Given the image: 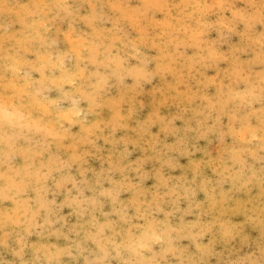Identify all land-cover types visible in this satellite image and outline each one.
Returning a JSON list of instances; mask_svg holds the SVG:
<instances>
[{
	"label": "clouds",
	"instance_id": "clouds-1",
	"mask_svg": "<svg viewBox=\"0 0 264 264\" xmlns=\"http://www.w3.org/2000/svg\"><path fill=\"white\" fill-rule=\"evenodd\" d=\"M8 7V0H0V11ZM160 7L177 12L166 30L170 42L190 36L202 41L186 64L189 72L225 63L210 51L224 52L220 47L233 35L240 43L224 52L232 58L231 71L215 96L200 97L205 103L196 111L203 117L197 128H178L174 121L181 117L153 113L131 129L138 140L149 138L153 155L134 161L129 158L138 140L116 136L129 129L134 108L129 119L121 114L93 120L112 89L136 91L155 78L152 61L125 35L120 17H110L102 5L85 13L83 0H31L21 8L19 31L0 25V264H264V203L248 209L242 224L222 218L231 193L258 188L264 196V0H146L136 6L137 16ZM78 22L92 29L84 35L80 59L57 55L64 52L58 47L60 26ZM211 31L216 40L203 43ZM157 123L175 143L157 147L161 142L151 133ZM188 131L198 140L215 134L221 144L226 137L233 143L207 164L192 161L191 178L174 176L183 168L177 157L200 151L194 145L190 150ZM149 160L159 167L146 170ZM202 166L217 179L204 176ZM150 179L154 183L146 187ZM246 225L258 229L257 240ZM234 242L249 251L221 259L217 245Z\"/></svg>",
	"mask_w": 264,
	"mask_h": 264
},
{
	"label": "rangeland",
	"instance_id": "rangeland-1",
	"mask_svg": "<svg viewBox=\"0 0 264 264\" xmlns=\"http://www.w3.org/2000/svg\"><path fill=\"white\" fill-rule=\"evenodd\" d=\"M145 2L146 0H83L85 13L91 12L97 5H102L104 12L110 17H120V24L125 35L136 42L152 61L150 68L155 78L151 83L145 84L143 88L132 92L119 88L112 89L109 94L103 97L99 110L93 116V120L95 121H108L114 115L121 114L122 119H129L131 116L129 107H133V115L128 120L129 129L118 131L116 133L117 138L128 136L134 140H138L136 133L131 129L136 127L137 122H143L153 113H158L159 116L164 117L166 120L176 116L181 117L174 121L176 127L181 129H196L197 122L203 119V117L196 114V111L202 108L205 103L200 97L207 99V96H215L217 87L223 82L226 74L231 71L232 58L224 52L228 51L229 44L240 43V38L233 35L228 44L220 47V50L224 52L210 51L211 56L218 57L224 60L225 63H220L215 68L208 69L197 66L199 71L203 72L201 74L195 70L189 72L186 64L190 63L191 58L197 55L202 41L190 36L187 40L179 37L175 43L170 42V36L166 30L169 19L177 14L176 9L160 7L158 10L154 9L151 14L138 18L136 6L142 5ZM180 2L181 0H158V3L161 5H173ZM236 2H239V0H236ZM30 3L31 0H8L10 7L5 11H0V25L11 24L9 32L19 31L21 28V24L19 23L21 8ZM236 6L242 7L243 5L238 3ZM122 11L126 12L127 15L121 16ZM209 19L215 20L216 17L211 16ZM60 27L62 31L58 35V47L64 50V52L57 53V55L74 53L80 59L81 50L84 45V35L92 31V29L87 28L82 22H78L72 27L67 26L65 23ZM2 31L3 27H0V32ZM216 38V32L211 31L205 34L203 43L210 45V42L215 41ZM250 55V53L248 56L242 55L241 59H247ZM28 58L34 59L32 56H28ZM132 63H135V61ZM77 75L82 77L84 70L80 69ZM8 79L11 81L10 77ZM127 83L131 84L132 81L128 80ZM193 94H196V98L190 102L188 97ZM51 95L55 97L56 93L53 92ZM45 103H51V101H46ZM120 104H123L121 108H119ZM41 108L43 109V105H41ZM58 116L68 119L67 113H60ZM210 123L211 121H209ZM226 124L227 118H222V125ZM224 130L226 131L227 129L225 128ZM73 131H78V129L74 128ZM151 133L157 136L161 142L157 147H162L163 144L175 143L176 137L162 132L159 123L151 128ZM180 135H185V133L182 131ZM196 136L197 133L195 131H188L186 133L190 150L194 145L200 151H194L190 157H177L183 168L172 172V175L179 176L183 173L191 178L193 175L190 167V164L193 163L192 161H204L207 164L209 159L215 160L222 156L225 153V146L233 143L231 137H226L225 143L221 144L215 134H209L206 139L199 140ZM148 139V137H144V139L138 140V146L132 150L130 160L134 161L153 155L145 143ZM99 143L103 145V141H99ZM104 147V154L106 155L110 146L105 145ZM129 148L131 150L133 146L129 145ZM90 163L93 167H99L98 161L91 160ZM158 167L159 164L155 160H149L145 165V169L148 171ZM202 172L204 176L213 181L217 179L211 167L202 166ZM153 183L154 180L151 179L146 181V187H150ZM223 188L227 191L229 185L225 184ZM230 195L231 198L225 205V214L222 218L229 219L237 224L244 223L245 214L248 209L254 205L264 203V196L261 195L258 188H253L252 191L247 193L233 192ZM198 199L204 200V194L199 193ZM65 212H67V209ZM217 214L219 213H214V215ZM193 218L188 217L187 219ZM246 230L248 234H252L250 236L251 240L259 238L258 229L253 228L251 225H246ZM251 248L254 250L255 245H251ZM217 250L222 253L221 259L229 257L234 259L236 256L246 254L249 248H241L238 242H234L230 245L218 244ZM212 264H216V261L213 260Z\"/></svg>",
	"mask_w": 264,
	"mask_h": 264
}]
</instances>
